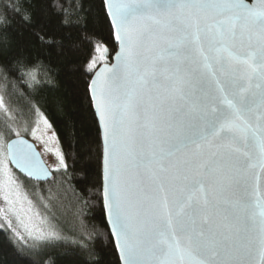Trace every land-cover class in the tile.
Masks as SVG:
<instances>
[{"label":"snow or ice","instance_id":"snow-or-ice-1","mask_svg":"<svg viewBox=\"0 0 264 264\" xmlns=\"http://www.w3.org/2000/svg\"><path fill=\"white\" fill-rule=\"evenodd\" d=\"M177 8H195L218 17L212 25L217 38L209 43L207 54L202 47L198 50L207 71L200 69L190 47L181 51L178 44H173L166 50L167 55L194 65L187 69L192 86L189 95L199 105L193 134L174 148L206 146L208 159L201 178L184 184L181 193L171 200L165 195L161 210L149 211L143 200L137 199L133 204L131 190L120 179L122 153L134 167L156 162L154 158L138 156L127 138L125 125L133 113L131 77L135 74L139 50L152 35L151 28L143 22L151 18L153 11ZM104 28L107 35L102 31ZM245 32L250 40L255 36V50L235 51L232 42ZM30 43L37 48L35 56L29 49ZM82 46H86L88 57L76 61L73 57ZM113 53L117 70L112 71L104 63L103 72L88 76L85 88L90 106L94 105L93 115L98 124H103L102 173L98 185L91 186L98 194L91 196V200L99 205L110 226L119 260L122 264H240L241 257H251L258 249L259 264H264V199L256 197L248 179L251 166L264 168V0H256L252 5L244 0H12L10 12L0 14V73L8 79H23L27 73L36 81L32 70L39 69L44 86L33 97V114L48 127L52 125L43 109L53 104L67 111L76 103L65 102L74 93L59 95L60 82L95 73L97 66ZM110 71L112 75H106ZM45 91L53 94L50 99L42 95ZM9 131L5 126L0 135ZM55 155L57 163L67 170L63 153ZM9 158L29 178L47 180L51 176L23 140L9 145ZM0 167L9 176L7 183L0 184L6 205L0 207V218L4 221L0 227L5 229L6 237L9 232L18 236L12 217L30 231L25 221L31 220V201L27 209L22 203L16 208L20 194L17 191L15 199L11 198L10 185L14 183L11 172L2 161ZM53 171L59 172L60 168L54 167ZM222 172L227 173L223 190L239 197L238 200L223 199L219 195L221 189L206 182L205 178H215ZM77 184L84 185L78 190L87 205L90 199L87 170ZM238 211L243 212L242 217L236 215ZM35 215L39 217V213ZM212 215H223L229 224L242 219L243 232L230 236L211 222ZM46 239L58 240L59 236L51 233ZM8 242L12 244L10 237ZM49 248L67 251L52 255L47 252ZM95 255L86 244L57 243H46L36 253L50 264H60L69 256L79 259L81 264H89L85 257ZM157 256L163 259H156ZM94 264H104L103 258L97 256Z\"/></svg>","mask_w":264,"mask_h":264},{"label":"water","instance_id":"water-1","mask_svg":"<svg viewBox=\"0 0 264 264\" xmlns=\"http://www.w3.org/2000/svg\"><path fill=\"white\" fill-rule=\"evenodd\" d=\"M244 2L252 5L256 0H244ZM150 17L143 23L151 28L152 35L144 41L139 50L138 63L134 66L135 74L131 77L133 83L130 85L133 113L125 127L132 150L138 156L154 158L156 162L148 166L134 167L128 162L127 155L122 153L120 177L122 183L132 192L133 204L135 205L137 199L143 200L149 206L147 209L149 211L161 210L162 198L165 195L171 200L181 193L184 184L201 178L203 164L208 159L206 146L198 148L196 145H189L187 148L180 147L179 150L174 148L180 145L186 136L193 134L199 105L193 103L189 95L192 86L189 84L187 69L194 65L181 58L167 55L166 50L173 44H178L181 51L190 47L200 69L207 71L203 67V57L199 55L198 50L202 47L207 54L209 43L217 38L212 25L218 19L212 12L195 8H177L171 11L160 9L151 12ZM236 31L239 34L238 26ZM255 45V36L250 40L247 32L242 38L237 35L232 42L235 51H254ZM103 64L97 67L92 76L104 71ZM106 64L112 71L117 70L115 54ZM106 75L111 76L112 72ZM121 75H123L122 71ZM173 81L176 83L173 84ZM92 107L94 111V105ZM98 125L104 148L103 124L100 122ZM18 140H23L26 145L31 146L40 164L51 173L49 179L29 178L26 172L18 168L15 161L9 158V145ZM6 150L10 164L25 179L36 183H47L53 179L54 172L45 163L36 145L27 137H13L8 141ZM252 164L255 165L254 160ZM205 179L212 186L221 189L219 195L223 199L228 201L239 199L231 192L223 190L227 184V173L222 172L215 178ZM248 179L249 187L255 191L256 197L264 199V168L258 165L251 166ZM199 195L201 194L197 193V196ZM236 215L242 217L243 212L238 211ZM211 222L230 236L233 232L242 233L244 229L242 219L229 224L223 215H212ZM108 228L110 231L109 225ZM111 237L114 242L115 238ZM181 246H184L183 241ZM156 259H163V256H157ZM240 264H259V250L257 249L251 257H241Z\"/></svg>","mask_w":264,"mask_h":264},{"label":"trees","instance_id":"trees-1","mask_svg":"<svg viewBox=\"0 0 264 264\" xmlns=\"http://www.w3.org/2000/svg\"><path fill=\"white\" fill-rule=\"evenodd\" d=\"M11 8L12 0H0V14L6 10L10 12ZM97 27L99 28V25ZM102 31L107 35V28L102 29ZM29 49L31 54L35 56L37 48L30 43ZM117 50L118 46H116L115 51L117 52ZM114 54L108 60H111ZM87 57V48L86 46H82L79 53L73 59L82 62ZM106 62H101V64ZM32 71L36 75V81H33L27 73L24 74L23 79H8L0 73V82L7 103L15 114L21 118L32 117L34 115L35 101L33 97L38 94L37 89L44 86V82L40 79L41 73L39 69H33ZM92 74L93 72H89L86 76L73 77L71 80L66 78L60 82L61 91L59 95L63 96L65 93H74V95H69L65 100L66 103L69 100H75L76 103L73 107H70L67 111H62L55 105L50 104L47 108L43 109L56 133L68 166L67 170L54 173V178H60L58 183L62 189V192H60L61 196L74 206V216L78 222V228L69 234L72 237L70 240L46 243L73 246L76 244H86L91 251L96 253L95 256L85 257L88 259L89 264H94L97 256L103 258L104 264H120L105 216L99 205L91 200V196L98 195L91 186L98 185L99 183L102 173L103 152L99 125L96 117L93 115V107L90 106L85 88L88 76H92ZM44 79L47 80V77ZM42 95L50 99L53 94L45 91ZM73 112L76 113L75 116L71 115ZM85 170L88 173L90 197L87 205L78 190V188H82L84 185L80 184L78 186L77 184L78 181L83 179ZM89 207H91V211H89ZM4 231L5 229L0 228V264H30L32 260H35L36 264H50V261L46 262L44 256H36V253L40 252L46 243L36 246H23L9 232V237L12 241V244H9V237L4 235ZM65 251H67L65 248H49L47 250L52 255ZM18 252L19 256L17 255ZM60 264H81V261L69 256L64 261H61Z\"/></svg>","mask_w":264,"mask_h":264},{"label":"rangeland","instance_id":"rangeland-1","mask_svg":"<svg viewBox=\"0 0 264 264\" xmlns=\"http://www.w3.org/2000/svg\"><path fill=\"white\" fill-rule=\"evenodd\" d=\"M0 99L3 100V106L0 107V122H2L0 130L4 129L5 126L11 129L7 135H0V161L7 165V169L11 172V179L14 181L10 185L13 190L11 198L15 199L17 191L20 194V202L16 204V208L19 209L22 203L23 207L27 209L29 201H31L32 208L31 220L26 219L25 221L29 223L31 230L29 231L16 223L13 216L14 229L18 236L12 235L23 246H36L46 242L70 240L72 237L69 234L78 228V222L74 216V206L61 196L62 189L58 183L60 178L53 177L54 180L52 179L47 183H36L25 179L10 164L6 150L10 139L16 136H25L36 145L45 163L52 171L54 167L60 168L59 172L53 171L54 173L63 172L65 170L57 163L58 157L55 155L57 152H62L56 133L53 127L44 124L38 115L25 118L18 117L7 103L1 82ZM8 181V174L0 167V184ZM2 195L3 193L0 192V207H6ZM35 213H39V217ZM3 223V219L0 218V224ZM0 228L4 229L3 227ZM41 233H43V236H41ZM51 233L57 234L59 239L47 240L46 237Z\"/></svg>","mask_w":264,"mask_h":264},{"label":"flooded vegetation","instance_id":"flooded-vegetation-1","mask_svg":"<svg viewBox=\"0 0 264 264\" xmlns=\"http://www.w3.org/2000/svg\"><path fill=\"white\" fill-rule=\"evenodd\" d=\"M108 61H109V60H108ZM108 61H107V62H108Z\"/></svg>","mask_w":264,"mask_h":264}]
</instances>
